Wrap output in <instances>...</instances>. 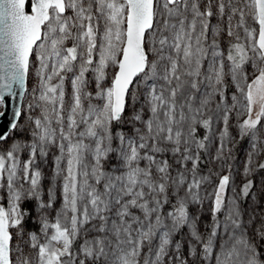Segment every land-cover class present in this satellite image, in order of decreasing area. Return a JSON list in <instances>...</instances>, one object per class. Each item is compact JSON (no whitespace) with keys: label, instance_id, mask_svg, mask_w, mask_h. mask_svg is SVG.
<instances>
[{"label":"snow or ice","instance_id":"1","mask_svg":"<svg viewBox=\"0 0 264 264\" xmlns=\"http://www.w3.org/2000/svg\"><path fill=\"white\" fill-rule=\"evenodd\" d=\"M261 172L264 0H0V264H264Z\"/></svg>","mask_w":264,"mask_h":264},{"label":"rangeland","instance_id":"2","mask_svg":"<svg viewBox=\"0 0 264 264\" xmlns=\"http://www.w3.org/2000/svg\"><path fill=\"white\" fill-rule=\"evenodd\" d=\"M27 101L23 100V105L26 106ZM247 145L246 144H241L239 146V149L235 153L238 159L235 161L234 168L235 171L237 172H242V164L244 160V149H246ZM264 177V172L259 173L254 177L256 184L258 185L261 182V178ZM239 178H237L238 181Z\"/></svg>","mask_w":264,"mask_h":264},{"label":"water","instance_id":"3","mask_svg":"<svg viewBox=\"0 0 264 264\" xmlns=\"http://www.w3.org/2000/svg\"><path fill=\"white\" fill-rule=\"evenodd\" d=\"M15 103L17 106L23 105V100L17 98L15 101H13L11 98L8 99L7 102V110H6V117L4 122L7 123V118L10 117L12 112V105Z\"/></svg>","mask_w":264,"mask_h":264},{"label":"trees","instance_id":"4","mask_svg":"<svg viewBox=\"0 0 264 264\" xmlns=\"http://www.w3.org/2000/svg\"><path fill=\"white\" fill-rule=\"evenodd\" d=\"M31 226V225H30Z\"/></svg>","mask_w":264,"mask_h":264}]
</instances>
